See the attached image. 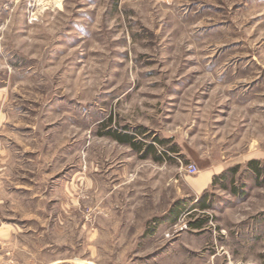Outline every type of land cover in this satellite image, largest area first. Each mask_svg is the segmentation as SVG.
Listing matches in <instances>:
<instances>
[{"label": "rangeland", "instance_id": "1", "mask_svg": "<svg viewBox=\"0 0 264 264\" xmlns=\"http://www.w3.org/2000/svg\"><path fill=\"white\" fill-rule=\"evenodd\" d=\"M253 159L264 0H0V264H264Z\"/></svg>", "mask_w": 264, "mask_h": 264}, {"label": "trees", "instance_id": "2", "mask_svg": "<svg viewBox=\"0 0 264 264\" xmlns=\"http://www.w3.org/2000/svg\"><path fill=\"white\" fill-rule=\"evenodd\" d=\"M113 140H115L116 142L120 143V144H127L129 146H131L132 148L136 147L137 145L139 146V149H141L142 147H144V150L146 152V155H148V153H151L154 156L155 160H159V156L156 155V151L154 148V145L152 144H143V143H136L135 138L132 137L131 135L128 134H117V133H113L110 135ZM157 144H163L162 141H156ZM141 147V148H140ZM246 168L249 172H251L252 176L254 177V180L257 181L260 178H262V176H264V165H261V163L259 161L256 160H252L249 161L246 164ZM237 172V167L229 169L227 174H230L231 176L235 175V173ZM226 172L216 176L213 178L212 180V184L211 185H216L218 184V181H220L221 179H225L227 177ZM264 181V178H263ZM231 183L233 184V180L231 181ZM221 189H225L226 186L225 185H220ZM231 193L235 194L236 193V189H231ZM199 202V201H198ZM199 208L201 209H207L209 206H207L205 204V199H200V202L198 203ZM177 211L174 212V215H177L178 212H181L184 210V206L181 204L176 208Z\"/></svg>", "mask_w": 264, "mask_h": 264}, {"label": "crops", "instance_id": "3", "mask_svg": "<svg viewBox=\"0 0 264 264\" xmlns=\"http://www.w3.org/2000/svg\"><path fill=\"white\" fill-rule=\"evenodd\" d=\"M222 172L224 171L221 168L218 171H205L201 173L198 177L190 180L187 184L194 193V195H201L212 184L213 178L219 176Z\"/></svg>", "mask_w": 264, "mask_h": 264}, {"label": "built area", "instance_id": "4", "mask_svg": "<svg viewBox=\"0 0 264 264\" xmlns=\"http://www.w3.org/2000/svg\"><path fill=\"white\" fill-rule=\"evenodd\" d=\"M186 172L191 174V175H194L198 172V169L194 166V165H189L185 168Z\"/></svg>", "mask_w": 264, "mask_h": 264}]
</instances>
